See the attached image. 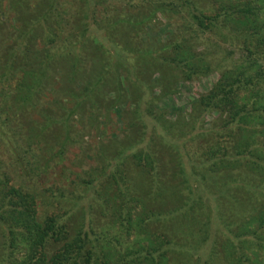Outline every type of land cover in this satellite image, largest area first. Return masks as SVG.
Instances as JSON below:
<instances>
[{"label":"trees","instance_id":"trees-1","mask_svg":"<svg viewBox=\"0 0 264 264\" xmlns=\"http://www.w3.org/2000/svg\"><path fill=\"white\" fill-rule=\"evenodd\" d=\"M9 6L24 55L0 79V264H264V0ZM160 15L172 34L149 40ZM214 73L187 119L157 112L156 88ZM114 111L132 122L95 165L29 185L84 138L77 121ZM19 142L49 152L29 166Z\"/></svg>","mask_w":264,"mask_h":264},{"label":"rangeland","instance_id":"rangeland-1","mask_svg":"<svg viewBox=\"0 0 264 264\" xmlns=\"http://www.w3.org/2000/svg\"><path fill=\"white\" fill-rule=\"evenodd\" d=\"M1 1L2 0H0V2ZM13 1L15 0H4L2 3L3 8L1 12H3V16L0 17V19L4 18L3 24L5 25L3 26L2 30L0 27V79L10 67L13 68V71L18 72V74L21 75L20 71L23 67L22 56L24 53H22L20 50L18 52L15 51L19 47L20 36L18 34H13L16 30V24H14V17L16 14L9 6V4H11ZM170 34H172V27L169 21L163 15H160L158 19L153 22V25L146 29V38L149 40L165 41L170 36ZM12 50L14 51L10 57V52ZM32 50L34 51V49ZM38 50H40L39 47ZM38 50H36L35 53ZM13 53L16 55L15 58H13ZM32 53L29 54L28 57L30 60L32 59L33 62ZM11 63L13 66L9 65ZM172 75L179 79V75L176 72L173 71ZM155 77L158 78V74ZM218 79L219 75L216 73L192 81L180 79L179 84L176 87V91L169 93V95H164L165 93L162 92L160 88H156L154 91V96L156 97L155 107L157 112L162 113L166 120L169 121H175L177 118L187 119L191 113L193 104L200 97L208 94ZM4 86L8 87L6 82L4 83ZM4 86L0 84V91L1 89L3 90L5 88ZM47 101L48 96L44 95L39 102L41 105L46 104ZM132 107L133 106L127 103L123 109L130 111L132 110ZM40 112L41 111H39L38 114V111H35L34 114V112L26 111L22 112L21 116H24L28 119L39 120L41 117ZM118 112L114 111L108 113L107 118L100 117V124L97 127L91 126L94 125L92 120H86L85 122L88 124L83 128L81 127L82 123L77 121L76 125L78 130L80 131V129H82L81 131L85 132L84 138L77 144L69 146L63 160L57 161V165L52 166L45 175L36 181L30 182L29 185H31L33 188H36L35 190L37 191L43 190L44 188L59 181H64V178L66 177H72V179H74L78 174H81L85 170L89 169L90 166L95 165L94 158L97 159L99 148L105 145L107 141L109 142L115 138H123L125 130L129 127L128 124L132 122L130 121L127 114H125V118L127 119L121 122L118 117ZM102 113L105 112L102 111ZM212 119L213 117H208V121H211ZM26 123L30 122L24 121L19 123V125ZM21 130L25 131L28 129L25 128ZM21 130H16L15 133L18 134L21 132ZM15 133H13V135ZM25 135H27L26 132ZM16 146L23 148V152L21 154L25 156L26 164L28 163L29 166L36 165L44 157V155L49 152V148L45 147L43 150H41L35 144L32 147H29L27 144H22L19 142ZM2 157L3 156H1V158ZM6 157L7 156H4V159H6ZM8 162H10V160Z\"/></svg>","mask_w":264,"mask_h":264}]
</instances>
